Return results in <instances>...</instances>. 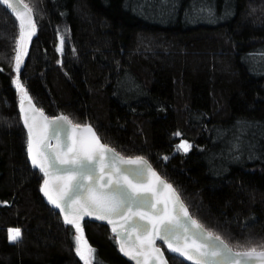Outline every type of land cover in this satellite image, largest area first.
<instances>
[{
	"label": "trees",
	"instance_id": "1",
	"mask_svg": "<svg viewBox=\"0 0 264 264\" xmlns=\"http://www.w3.org/2000/svg\"><path fill=\"white\" fill-rule=\"evenodd\" d=\"M24 1L37 31L19 80L35 104L91 124L124 156L146 157L193 217L235 250L259 246L264 0ZM62 27L72 41L63 50ZM18 34L0 1V264H84L72 226L45 202L44 175L29 163L14 84ZM182 141L187 153L176 148ZM79 224L94 264H131L108 226ZM10 228L21 229L19 242L9 241Z\"/></svg>",
	"mask_w": 264,
	"mask_h": 264
},
{
	"label": "snow or ice",
	"instance_id": "2",
	"mask_svg": "<svg viewBox=\"0 0 264 264\" xmlns=\"http://www.w3.org/2000/svg\"><path fill=\"white\" fill-rule=\"evenodd\" d=\"M2 3L12 9L19 22V34L13 59L17 74L16 87L24 94L21 98L23 112L24 100L27 99L31 104V97L27 95L23 84L19 83V73L23 58L27 55L26 44L35 34V23L31 15L32 10L24 5V0H16V3L23 8L14 7L13 0H2ZM24 10L29 14L27 29L21 16ZM60 43L61 45L64 43L63 36L60 37ZM261 56L264 57V53ZM52 122L55 124L53 134L57 140L60 133L65 134L63 145L58 144L56 149H51L50 145L45 144L46 138L39 136V133L34 134L33 126L29 125L27 119L24 120L28 128L27 153L33 167H38L45 177L50 175L47 171L49 167L61 173L55 185L56 198L48 188V179L44 180L41 191L48 198L49 203L61 212L67 213L64 216V223L73 228L74 249L84 264H94L95 249L87 244L79 220L84 216H94L96 219L107 220L109 224H114L113 217L123 218L129 213L132 214L129 217L131 230L139 233L137 240L140 251L135 255L125 252L123 244L120 245V251L129 255L136 264H167L162 250L156 246L157 240L166 244L168 251L188 261H194V264H223V262L264 264V241L259 246L251 245L249 242L250 246L246 250L233 252L219 236L206 232L202 225L190 216L179 193L172 185L163 181L143 157H120L114 149L100 143V138L90 125H75L76 128H83L90 133V138L70 137L65 125H71L72 122L67 116H58ZM174 135L181 134L177 132ZM191 147L187 141H182L176 146L178 151L185 153ZM109 152L112 153L111 162L106 166L105 171L99 166ZM118 164L136 167L131 170L122 169L117 167ZM148 172L155 177L154 184H148L142 179ZM163 189L170 190L168 197L172 200L170 210L166 201L156 199L158 191ZM158 203L163 206L157 207ZM69 214L72 216L71 219ZM194 228L196 231H193ZM112 231L117 236L121 235L115 227ZM7 232L10 242L17 243L22 239L19 228H10ZM189 233L194 237L191 242H189ZM198 239H203L204 242L197 243ZM139 257L143 260L141 261Z\"/></svg>",
	"mask_w": 264,
	"mask_h": 264
},
{
	"label": "water",
	"instance_id": "3",
	"mask_svg": "<svg viewBox=\"0 0 264 264\" xmlns=\"http://www.w3.org/2000/svg\"><path fill=\"white\" fill-rule=\"evenodd\" d=\"M0 1L2 2V0H0ZM24 5H27V7L30 8V6L25 1H24ZM13 6L14 7L23 8L22 5H19L18 3H16V0H13ZM6 7L13 13V11H12L11 8H9L8 6H6ZM28 15L29 14L27 13L26 10H24V11L21 12V16L24 19L26 29H27ZM31 15H32V19L34 20V23H35V29H34L35 34L31 36L30 41H28V43L26 44V51H27V53H28V49H29L30 42L35 37L36 31H37V26H36V22H35V17H34L33 11H32V14ZM14 16H15V14H14ZM62 47L60 49H62ZM26 56L23 58V64L25 62ZM23 64L21 65L20 70L22 69ZM23 107H24V111L22 112L21 111V103H20V105H19V111H20V114H21V117H22L23 125H24L27 133H28V128L26 127V125L24 123V120L25 119L28 120L29 125H32L33 126L34 134L35 133H39V136L46 138L44 140V143L47 144V145H50L51 149H56L58 144L61 145V146L63 145V143L65 141V134L64 133H60L59 134V140H57V138H55V136L53 134V129L55 127V124L52 121L54 120V118H56L58 116H61V115L66 116L65 114H60V115H57V116H54V117L48 116L42 109H40L35 104V102L32 99H31V104L29 103V101L27 99H25L24 100ZM45 118H47V119H45ZM61 123H63V122H61ZM45 125H47V127H45ZM75 125H90L91 128L95 131L96 135L100 138V136L98 135L97 131L95 130V128L91 124H75L73 122H72L71 125H65L67 134L70 137L76 138L77 136H81V137L90 138V133H87L83 128H76ZM34 138H36V137L34 136ZM100 143H102L104 145H107L111 149H114L112 146L104 143L101 138H100ZM114 150H115V153H117L120 157L128 158L127 156H124V155L120 154L116 149H114ZM111 156H112V153H110V152L105 155L103 161L101 162V164L99 166L101 169H104L105 171L107 170L106 169V166L111 162L110 161ZM139 157H143V156H139ZM143 158L147 161V164L150 165L151 169L154 170L163 181H165L167 184L172 185V187L178 192V190L175 188V186L170 181H168L153 166V164L146 157H143ZM28 159H29V163L33 167L32 163H31V158L29 157V155H28ZM117 167L122 168V169H129V170H131V169H134L136 166L135 165H129V164H118ZM34 168L39 169L38 167H34ZM47 171L50 173V175H48L47 177H45L44 173L42 172L43 175H44V180L45 179H48V181H49L48 188L50 189L51 194L53 195V197L56 198L57 191H56L55 185L58 183V177L61 176V173L56 172L54 169H52L50 167L47 169ZM142 179L146 180L148 184H154L155 183V177L152 176V173L151 172H148L145 177H142ZM43 186H44V181L42 183L41 188ZM41 194H42L45 202L49 206H51L53 209H55L56 211H58V213L60 214V216L64 220V216L67 213L61 212L59 209L55 208L51 203H49L48 198L44 195V193L42 191H41ZM169 196H170V190L163 189L162 191H158L157 196H156V199L158 201H162V202L166 201L167 202V206H168V208L170 210L171 209L172 200L168 199ZM179 196H180V199L183 202V204L186 206V208H187L188 213L190 214V216L195 221H197L200 225H202L197 219H195L193 217V215L191 214L188 206L186 205V203L184 202V200H183V198L181 197L180 194H179ZM160 206H163V205L158 203L157 204V207H160ZM73 207H75V205H73ZM131 215L132 214L129 213L128 216H125L123 218L113 217L112 219L114 220V224H109L107 220H99V219H96L94 216L93 217L84 216L83 219L79 220V223H81L83 221H92V222H95V223H100V224H104V225L108 226L111 229V231H112L113 227H115L117 229V232L121 233L120 236H117L112 231L113 235L117 238L119 247H120L121 244H123L124 249H125V252H129V253L135 255L138 251H140V249L138 248L139 241L137 240V235H139V233H138V231L137 232H133L131 230V220L129 219V217H131ZM69 218L70 219L72 218V216L70 214H69ZM133 219H134V217H133ZM202 227H203L204 230H206V232L211 233L203 225H202ZM193 231H196V229L194 228ZM211 234H213V233H211ZM213 235L214 236H217L215 234H213ZM193 238L194 237L191 236V233H189V242H191V239H193ZM221 239L233 250V252L244 251V250H235L223 238H221ZM202 242H204L203 239H198L197 240V243H202ZM156 246L159 247L162 250L163 257L166 258L167 264H171L170 261H169V258H168L167 253L168 254H171L173 256H177L178 258L184 260L188 264H194V261H188V260L184 259L183 257H180L177 254L168 251L166 244H164L162 241L157 240L156 241ZM122 254L124 255V257L131 264H136V261L133 260V259H131L129 255H125L124 252H122ZM139 259L141 261L143 260L142 257H139ZM223 264H227V262H223Z\"/></svg>",
	"mask_w": 264,
	"mask_h": 264
},
{
	"label": "rangeland",
	"instance_id": "4",
	"mask_svg": "<svg viewBox=\"0 0 264 264\" xmlns=\"http://www.w3.org/2000/svg\"><path fill=\"white\" fill-rule=\"evenodd\" d=\"M59 36L61 37V36H63L64 37V43H63V45H61V43H60V48L62 47V48H64V46L66 45V44H71V34H70V32H69V30H68V28L67 27H62V28H60V30H59ZM63 50V49H62ZM16 81H17V79H15V81H14V84H15V86H16ZM19 83H20V80H19ZM17 88V87H16ZM18 89V88H17ZM19 90V96H20V101H21V98H22V96L24 95L23 94V92L20 90V89H18ZM21 103V102H20ZM87 244L88 245H90V243H88L87 242ZM91 246V245H90ZM92 247V246H91ZM93 248V247H92Z\"/></svg>",
	"mask_w": 264,
	"mask_h": 264
}]
</instances>
